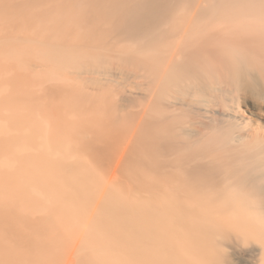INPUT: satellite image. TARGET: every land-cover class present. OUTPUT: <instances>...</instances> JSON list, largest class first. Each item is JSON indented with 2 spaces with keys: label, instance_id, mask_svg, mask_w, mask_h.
Masks as SVG:
<instances>
[{
  "label": "bare ground",
  "instance_id": "obj_1",
  "mask_svg": "<svg viewBox=\"0 0 264 264\" xmlns=\"http://www.w3.org/2000/svg\"><path fill=\"white\" fill-rule=\"evenodd\" d=\"M2 38L9 41L0 45V53H15L37 71L35 84L44 87L41 91H64L79 106L74 120L106 125H112L113 115L128 120L111 142L106 161L110 174L85 175L80 170L73 178L76 188L70 189L69 183L70 188L56 186L59 199L53 197L58 190L49 187L56 185V171L47 165L42 176L35 171L32 179V171L18 168L24 177L19 172V179L16 170L19 180L13 179V187L6 184L12 191L18 187L14 192L25 199L32 185L48 184L42 188L47 198L33 197L36 203L27 214L52 218L53 263L71 264L87 248H95L93 264H264V0H0ZM123 47L130 55L118 58L125 53ZM15 97L3 98L0 104L8 107L19 99ZM117 106L122 116L113 114ZM34 112L32 127L43 138L52 127V110ZM71 136L61 133L58 144L68 150L53 152L48 159L62 161L58 164L64 167L87 163L86 155L66 140ZM135 165L139 175L131 174L140 178L139 185L134 180L139 186L136 194L144 199H139L140 217L135 222L142 239L131 244L122 240L134 259L125 260L113 251L120 241L104 235L97 217L105 202H125L118 177L126 174L123 168ZM78 186L86 188L84 199L77 197ZM65 188L77 198H69ZM63 189L65 202L59 197ZM10 199L0 205L12 203ZM24 201L19 204H29L28 198ZM125 204L128 208L129 200ZM97 241H107L108 246L99 245L103 248L110 247L109 241L111 247L116 245L112 252H100Z\"/></svg>",
  "mask_w": 264,
  "mask_h": 264
},
{
  "label": "rangeland",
  "instance_id": "obj_2",
  "mask_svg": "<svg viewBox=\"0 0 264 264\" xmlns=\"http://www.w3.org/2000/svg\"><path fill=\"white\" fill-rule=\"evenodd\" d=\"M205 1L211 2L212 0H205ZM213 1H216V0H213ZM18 26H19V24H16L15 27H18ZM2 39L0 40V45H2V43H6L5 41H9V39H3V40ZM13 40L14 39H12V42H13ZM122 50L123 51L125 50L124 51L125 53L122 52V53L118 54L117 55L118 58H121V57L126 56V55L127 56L130 55V52H127L125 47H123ZM5 54L0 53V56H2V57H3V55L6 56V57L4 56L3 58L0 57L1 58L0 59V81L2 80L0 82V102L1 101L4 102L3 98L8 99V100L9 99H13L12 97L17 96L18 93H20L21 95L18 94L17 97H19V99L17 97H15V99L16 100L18 99V100L17 101L15 100L16 101L15 103L12 102V105H10V103H9L8 107H6V105H4L3 103L0 104V172L2 171L0 173V184H3L4 180H7V183L5 181L4 186H6V184H8L10 186L12 185V187H13L14 183L12 181L17 179L16 177L19 176V172H20V175H22V177H24V173L21 174V171L18 172V170L21 169V167H22V169L28 170V173H30L32 171V173L29 174V175L32 174L30 176L31 179H32V176L35 174V171L37 173H39L40 175L43 174L42 173L43 170L47 169V168H45L46 167L45 165H47V167H49L50 170H54V172L56 171L55 175L57 177L54 178V181L56 182L55 183L56 185L55 186L54 185L51 186L50 183H49V185H50L49 187H54V189L59 184L61 185V186L59 185L61 189L64 188V184H65V186L70 185V187L73 185V187H71V188L68 186V188L73 189L74 186H75L73 184V178L75 177V174H76V177H77L78 173H76V172H79L80 170L85 175L87 174L86 172H88V171H89L88 175H91V173L93 174V172L100 173V174L102 173V174H106L107 175L110 171H108L109 168L107 166V162L106 161H107V156L109 155V151H111V149H112V147H111L112 143H113L112 141L114 140L115 137H118V135L121 133L120 131H122L123 127L126 128L128 126V122H127L128 120H127V118L122 116L123 114L120 112V108L118 106L116 107V109H115V107L113 108V114L117 115V113H118V115L119 116L121 115L122 117L120 119H115V118H113L115 115H113L111 117L112 120L114 119L113 122L111 123V121H109L112 125H110V124L106 125L104 122H101V123L94 122L93 124H89L88 122H81L80 118H77V120H74L72 117H74L75 115L78 116L80 114V112H79L80 108H79L78 105L76 106L75 102L72 103V99H70V98L68 99L66 94L65 95H64V93L62 94V92H64V91L59 90L60 92H58V89L53 90V88H52V90H51L50 87L49 88L47 87L48 89H46V87H45L46 90L45 91H41V89H43L44 87H42L40 84H37V83L35 84V82H36L35 79H36V75H37L38 72L35 71L33 68H31L27 64V62L23 61L22 59H21L22 60L21 61L20 58L17 57L15 53H10V52L8 53L7 52ZM112 62H119V60L112 59ZM105 67L107 69L108 65L106 64ZM18 89H19V91H18ZM10 90L11 91L13 90L12 93H11ZM32 90L36 91V93L32 92ZM30 91L32 92V95L34 97V99H33L34 101L31 100L33 97L30 96L31 95ZM53 91H55V93ZM21 92H23V94ZM56 92H57V94H56ZM33 93L35 95L37 93L38 94L35 96ZM48 93H49V95H48ZM50 93H54L55 96L53 94H50ZM6 94H10L11 98L8 95H7L8 96L7 97ZM45 95L48 97V99L46 98ZM57 95L60 96L58 98V100L56 98ZM67 95H69V94H67ZM20 96H22L21 99H20ZM52 96H53V98L56 99V100L54 99L55 101H51L52 100V98H51ZM64 97H66L67 99H65ZM22 98L26 99L27 101L26 100L24 101ZM22 100H23V102H21ZM13 101H14V99H13ZM49 101L53 102V103L50 104ZM17 103H18V105H17ZM49 104H50V106H49ZM70 104H72L73 106L70 105ZM32 107H33V109H32ZM50 108H51L52 113H53V119L51 121L52 122V127H51L50 131L48 132V134H46L45 137L42 136L43 138H41L39 135H37L34 132V129L32 127V123H31L32 122V116L31 115H33L35 113L34 111L39 112V113H37L38 115L39 114H43V113H41L43 111H46V113H47V111ZM10 111H12V112L10 113ZM114 112H116V113H114ZM67 117H70V118H67ZM120 120H122V122ZM116 121H118V122H116ZM83 123H85V125ZM113 123H115V124L113 125ZM69 127H72L73 130H71V131H73V133H74V130H75L76 133L73 134L70 131L68 132V130L71 129ZM79 127H82V128H79ZM67 128H69V129L67 130ZM64 130L67 131V132H64ZM60 132L64 134V138H65L66 135L68 137H70L71 134H72V136H71L72 139H67L66 138V140L70 141V143L75 145L73 148L79 154H81V155L83 154L84 156L86 155L85 157L87 159V163L83 164V162H82V164H81V162H78L79 165L77 163H74L71 166H69V164H68V166L64 167V165H65L64 163L58 164V163H61L62 161L61 162H57L55 160L48 159V155H53V152H55V153H57L59 155V153L62 154L63 152L65 153L66 150H68L69 146H66L65 144L64 145L58 144V139H59L60 134H61ZM85 132H88V133H85ZM61 137H62V135H61ZM71 140H73V141H71ZM11 144H12V146H11ZM52 144H53V146H52ZM107 144H109V145H107ZM106 147L109 150H107ZM136 147L138 148V146H136ZM52 149H53V151H52ZM137 150L138 149H136L135 151H137ZM42 153H43V156H42ZM135 153L137 154V152H135ZM24 155H25V157H24ZM100 156H102V157H100ZM134 156L137 157L135 154H134ZM30 157L32 158V161H31ZM38 158H39V160H38ZM24 159L28 160V164L26 163L27 164L26 166H28L27 168H25L23 166V165H25V162H24L25 160ZM21 161L23 162V164L21 163ZM44 162H47V163H44ZM17 164H19L20 166L18 165L19 167H17ZM62 165H63V167H62ZM79 166H81V168ZM3 167H5V168H3ZM32 167H34V168H32ZM130 167L131 168H129V166L126 167L127 169L123 168L124 173L126 172V174H124V177L127 176L129 180L126 179L127 177L126 178L122 177V179H121L122 174L119 173V174H121V176L118 177L120 180L117 183L118 186H120L119 189L121 191L123 190L122 193H124V195H127L125 199L129 200V205L127 204L129 207L127 208L126 204H125V202L127 203L128 200L126 201V200L123 199L125 202H123L121 200L123 203L120 202L119 206H118V203H117L119 201H117V200L114 201V204H116V205H114L113 201L111 203V200H109V201L104 203L106 206L103 205L101 207L102 209L100 208L101 209V211H100L101 214L99 213L100 216L98 215V217H97V218H99L98 220H99V223L101 224L100 226H101V229H103L102 231L104 232V235L106 234V236L109 237V233H110V236L113 239V241H115V243H117V241L118 242L120 241L119 242L120 246L118 245L117 247L113 248L116 245L115 244L113 247H111V245L113 244V243L111 244V241H109V243L111 244V245L109 244V246H110L109 248L107 247L108 246L107 243H106L107 241L104 242V243H102L103 242L102 241L100 243L101 245L102 244H106L107 245V246L105 245L106 248H103L104 245H102L103 247L102 246L99 247L100 244H99L98 241H97L98 243L96 242L95 244H97V247H98L100 252H102L103 249H106L105 252L109 251V250H107V248L111 249L110 252H112V248H113V251L115 253H117L119 255L122 254V255L125 256V257H122L120 255L122 257L121 259H123V258L124 259L125 258L133 259L130 255H128V251H130L129 247H127V251L125 252V250H126L125 244H128V243L131 244L132 241H136V240H137L138 243L139 242L141 243V239H142L141 238L142 237V230L139 228V225H137L135 222L140 217V211H141V207H139V205H141L140 201L143 202L144 199H143V197L141 198V196L139 197L138 193L136 194V192L139 189V186L136 185V182L139 185V183H138L139 181L137 180V178H139V177L136 175L137 178L133 179L135 177V175L133 176L131 174L133 172H136L139 175V172H137V170L139 171V168H137L136 165L135 166H130ZM30 168H32V169L29 170ZM63 170H65V171L63 172ZM123 170H122V172H123ZM15 171H16L17 176H14L15 173H13V172H15ZM24 171H22V172H24ZM57 172H58V174H57ZM67 172H68V174H67ZM59 174H61V176H59ZM11 175H12V179L10 180ZM65 175H67L66 176L67 179L65 177H63ZM117 176H118V174H117ZM20 177L21 176H19L18 178L21 179ZM130 177L132 178L131 180H133V181L136 180V182L135 181L131 182L130 181ZM63 178H65L66 180L63 179ZM19 179H17V180H19ZM24 179H26V178H24ZM59 179H61V181ZM86 180L87 181L84 182V185H86L85 183H87L86 188H89L88 185H90V184H88V179H86ZM139 180H140V178H139ZM8 181H9V183H8ZM11 182H12V184H11ZM119 182L120 183L123 182V183L120 184ZM62 183H63V185H62ZM66 183L67 184L69 183V184L67 185ZM129 183H131L132 185H130ZM122 184H124V185H122ZM8 185L6 187L9 188L10 186H8ZM35 185H37L38 188ZM35 185H32V187H29L30 188V193H29V189H28L27 193H29L30 195L27 194V196L28 195L30 197L32 196L31 200H30V197H27L28 201H27V198L25 199L26 196L23 193H19L18 191L14 192L15 190H18V187H16V186H15L16 188L14 187V189H15L14 191H12L10 189L12 187L9 188L11 193H12V195H11V193H10L8 188H7L8 190L4 189L5 191L9 192L12 197L9 196V193L6 194L7 192L6 193L4 192L5 194H3V191H4L3 187L4 186L1 185V187H0V195L1 194L4 195L3 199L0 197V199H1L0 201L1 202L4 201V200L6 201V199L12 198L10 200L12 201L13 204L10 201L8 202V200L5 203H6V205L7 204L9 205V203H10L14 207V208L11 207V205H9L10 207L6 206V205H0L3 208L2 209L0 207V211L2 212V213L0 212V215L2 214L1 216L4 218V219L0 218V220H1L0 221V223H1L0 224V264H45V263L46 264H51V263L52 264H56V263H53L54 261L56 262V260L54 259L55 255L52 254V252H54V250H51V249H53L54 246L51 245V244H53V242L50 241L51 239L49 237V236H51V233H49V229H52V227H50L49 221L52 218L48 217V219H50V220H48L47 217H46V219H47L46 220L42 215H39V214H37L35 216L28 215L30 213L29 209L31 207L33 208V206H31V205H33V203H36V202H33V200L35 201V198H37L39 200V197H37V196H40L42 199L43 198L44 199L47 198V195H46L45 191L43 192L44 189H42V188L48 186V184L45 183L46 186H44V184H42V183H38V184H35ZM84 185L82 184L81 186L83 187ZM127 185L131 186V187H129L130 189H132L131 193L129 192L130 190H129V188H127L128 187ZM132 186H133V188H132ZM39 187L42 190L39 189ZM136 187H138V189H136ZM60 188L58 187V189H60ZM66 188H65V190H66ZM75 188H76V186H75ZM86 188H84L85 190L84 189H82V190L85 192ZM1 189H2V191H1ZM54 189L52 190L53 192H54ZM56 189H55V191H56ZM70 189H69V191H70ZM78 189H80L79 193H78ZM78 189H76L77 190V193H76L77 197H82V199H84V197H83L84 192L81 190L80 186H78ZM126 189L128 190V192L125 191ZM61 191L63 192L64 189L60 190V192ZM69 191L66 190L64 192L68 196H70ZM15 193L18 194L16 197H18L19 194L20 195L22 194L25 197L21 195V196H19V198H20V200H19V198H16V197L14 198L13 194L16 195ZM31 193H32V195H31ZM58 193H59V190H58V192L54 193L53 197L59 199L58 198V195H59ZM63 193L60 194L61 196H59V197H61L63 200H64V198L67 200V196H65L66 195L65 193H64L65 197L64 196L62 197ZM72 193H74V192H72ZM3 195H1V196H3ZM34 195H36V196H34ZM72 195H74V194H72ZM89 196L87 195V197H89ZM33 197H35V198L33 199ZM21 198H23V200ZM50 198H52V197H50ZM69 198H71V196ZM76 198H73V199L75 200ZM89 198H86V199L89 200ZM42 199L40 201H42ZM86 199H85V202H88V200L86 201ZM139 199H140V201H139ZM112 200H115V199H112ZM131 200L133 201L132 204H134V206L136 204V206H137V207L135 206L136 210L131 208V206H132L131 203H130ZM136 200H138V201L136 202ZM22 201H24L23 204L26 201L29 204L27 205V203H25L27 206L26 205H24V206L22 205L23 206L22 207L20 205L22 203ZM78 201L80 202L81 200H78ZM19 202H20V204H19ZM64 202H65V200H64ZM110 203L112 204L111 207H110ZM121 204H122V208H121ZM107 206H109V208L107 210L108 212H105V210L103 211V208L106 209ZM112 206H115V209ZM6 207L8 209H6ZM116 207H119V208H116ZM26 208H28V210ZM7 211H10V212H7ZM7 213H11L12 215L9 216V214H7ZM125 213H127L128 215L125 214ZM24 214H26V215H24ZM105 214L107 216H104ZM122 216L123 217L125 216L126 218H124L125 221L123 219L122 220L123 222L120 223V220H121ZM10 217H11V219H10ZM104 217H105V219H104ZM52 222L53 221H51V224H52ZM5 225H6V227H5ZM138 229H140V230H138ZM50 232H51V230H50ZM133 233H135V234H133ZM109 238L108 239L106 238V239L109 240ZM119 239H121V240H119ZM3 240H5V241H3ZM122 240L124 242H126V243L123 244ZM100 248H101V250H100ZM87 249L84 251V253H83L84 255L82 254L79 257V259L78 258L74 259V261H76V262L72 261L71 264H73V262H74V264H85V263L89 264V262H92L93 259L94 260H95V258L97 259V256L96 257L93 256L94 255L93 250L95 248H92V249L91 248H87ZM86 251H87V253H86ZM91 252L93 254H91ZM94 252H95V250H94ZM125 254H127V256ZM128 256H130V258ZM86 257H88V258H86ZM52 258H53V260H52ZM89 258H91V259L88 260ZM51 260H52V262H50ZM85 260L87 262H85ZM94 260H93V262H94ZM79 261H81V262H79ZM93 262L91 264H93Z\"/></svg>",
  "mask_w": 264,
  "mask_h": 264
}]
</instances>
